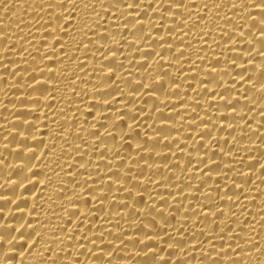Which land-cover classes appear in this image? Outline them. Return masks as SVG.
<instances>
[{
  "label": "bare ground",
  "instance_id": "6f19581e",
  "mask_svg": "<svg viewBox=\"0 0 264 264\" xmlns=\"http://www.w3.org/2000/svg\"><path fill=\"white\" fill-rule=\"evenodd\" d=\"M0 264H264V0H0Z\"/></svg>",
  "mask_w": 264,
  "mask_h": 264
}]
</instances>
